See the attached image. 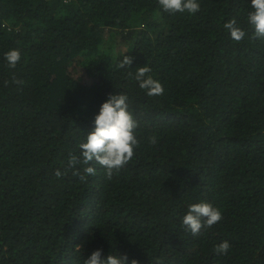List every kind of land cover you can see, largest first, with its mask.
Masks as SVG:
<instances>
[{
	"label": "trees",
	"instance_id": "16d2710c",
	"mask_svg": "<svg viewBox=\"0 0 264 264\" xmlns=\"http://www.w3.org/2000/svg\"><path fill=\"white\" fill-rule=\"evenodd\" d=\"M199 2L188 14L158 0H0V264H83L96 249L138 264H264V37L249 0ZM125 50L132 65L119 68ZM145 65L162 94L129 75ZM113 93L128 96L138 146L111 178L92 161L81 179L68 158ZM201 201L222 218L193 235L181 220Z\"/></svg>",
	"mask_w": 264,
	"mask_h": 264
},
{
	"label": "clouds",
	"instance_id": "9594fccd",
	"mask_svg": "<svg viewBox=\"0 0 264 264\" xmlns=\"http://www.w3.org/2000/svg\"><path fill=\"white\" fill-rule=\"evenodd\" d=\"M251 11L248 12L247 22L253 28L257 37H264V0H249ZM160 8L164 12L174 13L187 12L195 14L200 10L199 0H158ZM224 28L230 34L231 39L240 41L245 37L243 28L237 25L235 19L224 23ZM125 50L122 59L117 67H131L132 57L126 55ZM9 68H15L21 60V53L18 48L9 49L4 54ZM151 69L148 66L137 67L133 75L140 89L149 96L163 93L162 84L150 75ZM13 83L23 84V81L13 77ZM92 130L85 134V139L79 144L80 154H70L68 166L74 169V175H80L85 179L86 175H94L95 167L90 162L95 161L105 170L108 178H111L114 171H118L134 155V149L138 146L134 130L137 128V121L129 110L128 96L125 93L109 94L99 106L93 116ZM77 165H84L83 175ZM64 173L57 169L55 175L62 176ZM222 218L221 211L208 202H194L187 206L182 217V225L193 235H197L204 227H211ZM230 245L222 241L215 247L218 254L228 251ZM83 264H138L137 260L129 261L126 255L109 253L102 255L100 249H96L83 260Z\"/></svg>",
	"mask_w": 264,
	"mask_h": 264
},
{
	"label": "rangeland",
	"instance_id": "374dc122",
	"mask_svg": "<svg viewBox=\"0 0 264 264\" xmlns=\"http://www.w3.org/2000/svg\"><path fill=\"white\" fill-rule=\"evenodd\" d=\"M123 49H125V48H123Z\"/></svg>",
	"mask_w": 264,
	"mask_h": 264
}]
</instances>
